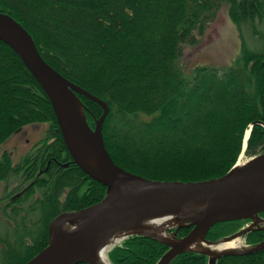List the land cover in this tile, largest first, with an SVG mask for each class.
Wrapping results in <instances>:
<instances>
[{
    "label": "trees",
    "instance_id": "obj_1",
    "mask_svg": "<svg viewBox=\"0 0 264 264\" xmlns=\"http://www.w3.org/2000/svg\"><path fill=\"white\" fill-rule=\"evenodd\" d=\"M225 6L242 46L222 67L193 66L196 46ZM33 37L46 62L104 101L102 131L117 165L151 180L217 178L246 156L264 154V0H0ZM89 126L104 110L76 93ZM48 124L46 136L14 165L0 159V264H25L49 242V224L63 212L102 201L107 187L75 161L52 103L20 56L0 41V147L28 125ZM264 219V210L259 213ZM250 218L215 223L210 242L229 237ZM175 231V230H171ZM190 228L177 231L178 238ZM245 242H264V229ZM169 247L132 236L108 252L112 264H157ZM87 264V263H82ZM170 264H209L184 252ZM216 264H264V249L229 254Z\"/></svg>",
    "mask_w": 264,
    "mask_h": 264
},
{
    "label": "water",
    "instance_id": "obj_2",
    "mask_svg": "<svg viewBox=\"0 0 264 264\" xmlns=\"http://www.w3.org/2000/svg\"><path fill=\"white\" fill-rule=\"evenodd\" d=\"M0 39L10 46L23 60L25 65L41 85L52 103L60 128L74 161L91 177L107 187L106 197L78 211L63 212L49 224L48 245L26 264H93L94 256L117 231L128 224L146 216L172 211L183 204L213 200H238L242 208H252L264 200V155L257 161L236 168V165L225 175L203 181L181 182L151 180L123 169L115 163L106 148L102 125L109 112L107 104L88 93L79 86L60 75L41 56L31 34L12 16L0 12ZM79 93L102 106L104 112L92 129L84 116L86 128L81 126L71 104V94ZM68 137L83 138L93 151L102 176L94 174L92 168L80 163V159L70 147ZM124 184L127 191L114 192V187ZM260 208L258 211H262ZM222 213L221 208L216 209ZM256 211V216L258 215ZM210 213V211H208ZM214 212H212L213 214ZM247 215H234L213 221L204 234L217 222L230 219L249 218ZM198 224L182 225L192 227L191 231L177 245H169V250L157 264H170L184 252L196 251L186 249L193 235L202 228ZM71 226V230L68 229ZM65 228H67L65 230ZM257 228H248L243 234ZM241 232V231H240ZM240 232L224 239L237 238ZM205 242L211 243L205 239ZM264 249V242L249 252ZM209 256V264H216L218 258L229 254L244 252H227L214 255L198 251Z\"/></svg>",
    "mask_w": 264,
    "mask_h": 264
},
{
    "label": "bare ground",
    "instance_id": "obj_3",
    "mask_svg": "<svg viewBox=\"0 0 264 264\" xmlns=\"http://www.w3.org/2000/svg\"><path fill=\"white\" fill-rule=\"evenodd\" d=\"M0 41L5 43L1 39ZM57 72L60 75H62L64 78H66L62 73H60L59 71ZM71 104H72V108L74 110L75 115L78 117L81 123V126L86 128V123L84 121V107H83L82 102L77 97V95L71 94ZM108 110H109V107H108ZM99 119H97L96 122ZM250 132L251 130L247 131V134L244 140V149L240 155L239 160L236 163L237 164L236 168L247 165L250 162H255L257 161V159H259V158H253L248 163L244 162L243 160V158L246 156L245 150L247 146V140L250 136ZM102 134H103V131H102ZM68 140H69V144L73 152L80 159V163L82 164L84 163L90 166L92 170L94 171V174H96L97 176H102L101 175L102 171L99 170L98 168V164L94 158L93 151L87 146L86 141L83 142L84 139L81 137H78L75 139L68 137ZM261 159H263L262 161H264V158H261ZM124 191H127V188L124 184L118 187H114V192L123 193ZM217 208H221L223 212L217 213L216 211ZM260 208H264V200L260 203H257L252 208H242L238 200H230L226 202H223L222 200H213L208 205H205L204 202L186 203L169 212L156 213V214L146 216L144 218L138 219L128 224L123 229H120L119 231H117L103 246H101L98 249V251L96 252L94 256L93 264H112L107 256L109 250L112 249L114 246L119 245L120 242H122L123 240L129 237H132V236L141 235V236L149 237L161 243H166L169 245L180 244L182 241L176 237L175 233H172L169 230L173 227L182 226L185 223L198 224L199 222H202V221H203L202 228L196 231V233L193 235L190 242L188 243L186 249L209 252L214 255H219V254H223L227 252H239L242 250V245H243V244H240L239 239L237 238L230 239V240L219 239L217 241L207 243L205 242V234H204L205 229L213 221L218 220V219L227 218V217H231L234 215L235 216L236 215H247L249 213H253L256 216V211H258ZM208 211H210V213ZM212 212L214 213L212 214ZM255 221H256L254 223L255 226H258L260 222L264 223V220H262L258 216L255 217ZM253 226L254 225H252V227ZM262 227L264 228V226ZM66 229L67 228H65V230ZM246 234H244L243 236H246ZM247 248L248 249L243 250L241 252L248 253L250 251V248L249 246H247Z\"/></svg>",
    "mask_w": 264,
    "mask_h": 264
},
{
    "label": "rangeland",
    "instance_id": "obj_4",
    "mask_svg": "<svg viewBox=\"0 0 264 264\" xmlns=\"http://www.w3.org/2000/svg\"><path fill=\"white\" fill-rule=\"evenodd\" d=\"M241 46L242 39L238 28L231 21L228 15L227 7L223 6L219 11L216 20L211 24L210 28L200 42L196 46L187 47L184 50L183 61L189 68H192L193 66L212 65L222 67L229 65L234 60L240 52ZM47 129L48 124L28 125L20 132L14 134L0 147V159L1 155L5 151H8L11 153L13 164H18L21 158L29 153L31 148L46 136ZM251 159L253 158H249L247 156L243 158L246 163H248ZM4 187V183L0 181V198L4 196ZM255 217V214L250 215L249 218L253 219V223L243 229L237 237V239L240 240V244H243L241 251L248 249L243 237V232L248 230V228H260L264 226L263 222H260L258 226H255ZM184 225H187V223ZM252 225L254 226L252 227ZM176 228L178 227H173L171 229L176 230ZM68 229L71 230V226H68Z\"/></svg>",
    "mask_w": 264,
    "mask_h": 264
}]
</instances>
